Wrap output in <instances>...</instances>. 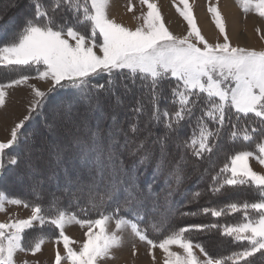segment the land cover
Segmentation results:
<instances>
[{"label": "snow or ice", "instance_id": "1", "mask_svg": "<svg viewBox=\"0 0 264 264\" xmlns=\"http://www.w3.org/2000/svg\"><path fill=\"white\" fill-rule=\"evenodd\" d=\"M139 4L134 27L110 15V0H7L0 9L18 10L0 23V66L30 70L0 82V108L9 89H30L0 142V181L21 189H0V212L10 205L30 215L0 222V264L39 252L49 227L53 264H98L125 229L153 261L159 248L163 264H264V174L249 163L264 166V49L233 46L218 6L208 12L223 42L210 43L189 0L174 3L183 35L155 0ZM239 6L264 18V0ZM241 186L256 199L199 203ZM207 216L215 219L182 223ZM71 225L85 229L82 242L66 234ZM214 232L235 249L213 254L193 235Z\"/></svg>", "mask_w": 264, "mask_h": 264}, {"label": "rangeland", "instance_id": "2", "mask_svg": "<svg viewBox=\"0 0 264 264\" xmlns=\"http://www.w3.org/2000/svg\"><path fill=\"white\" fill-rule=\"evenodd\" d=\"M155 2L160 7L161 13L164 16L170 31H172L173 34L175 35L185 34L186 23L183 21L182 17H180L179 14L176 12V8L174 6V3H178V0H155ZM128 3L129 0H110L109 11H110V15H112L117 20V22L123 23L125 26L134 27L139 22L136 20V16L139 15L141 11V5L139 4V0H131V3L134 5V11L128 12L127 11ZM189 3L193 6L194 15L196 16L198 27L201 29V32L205 36V38L209 42L213 40H215V42H223V38L220 37L218 33L214 38H212L213 34L216 33L217 29L215 28L211 14L208 12V8L211 6H218L221 12L220 5L223 2H220V0H189ZM6 4H7V0H0V9H3ZM17 11L18 10L15 8H9L6 12L0 13L3 15V20H0V23L7 21L9 17L14 16ZM221 14L226 22L227 33H229L231 29L230 26L235 25L238 26V30L240 28L242 29L241 36L244 37V40L247 39L251 40V36L249 35L251 33L255 37L253 27L249 28L247 25L246 26L243 25V22L248 20L247 18L245 20L242 19L241 20L242 23L237 22L238 25H236V23L232 22L230 19H227L226 15H224L222 12ZM229 17L233 18L235 16H229ZM238 18L241 17L238 16ZM204 19L206 21V25L201 23V21L203 22ZM242 25L243 27H241ZM263 38L264 36H261V39ZM0 69L7 70L6 73L7 80L5 82H7L10 79L17 78L20 72H24L25 74H29L30 72L29 69L22 68L21 66H8V67L0 66ZM31 74L34 75V71L31 72ZM0 76H1V72H0ZM30 81L31 83H35L38 87H41L42 89L47 86L43 82H38L35 80H30ZM8 91H9V96L7 97V100L9 101L16 99L17 95L21 93L13 90L11 94V90ZM23 92L26 97L25 90H23ZM21 113L22 111L20 112V114ZM7 114L8 111H6L5 113H0V119L2 118V120H4V118L7 117ZM19 115L14 116V118L18 117ZM249 163L250 166L253 168V170L264 174V166H261L255 159H250ZM5 182L7 183L6 186L9 188L6 189L5 187H0V189H4L6 192L10 194L11 191L18 193L17 195L20 194L21 189L19 188V186L13 184L10 179H6ZM28 215H30L29 209H24L23 207H18V206L5 205V211L0 212V222H7V220L10 217L26 218ZM232 218H234V215H232ZM198 219H200V217L194 220L193 219L185 220L183 221V223H198L199 222L197 221ZM114 229H115V224L113 222H110L108 224V230L112 231ZM65 231L66 234L69 235L75 241L82 242L84 239L83 233L85 229L80 228L78 225L68 226L65 229ZM55 233L56 230L51 227L49 234L48 233L43 234L45 237L48 238L45 239L44 244L41 246V250L36 254L33 255L30 252H18L15 257L16 264H53L55 258L56 246L54 245L53 239L51 237H53ZM117 234L122 237L121 245L119 247L113 248L111 250L110 256L105 257L103 260L99 261L98 264H108V263L109 264H163L164 254L159 248L153 250L155 256V261H153V257L148 255L146 244L140 242L137 238L133 237L131 235L130 230L125 229L121 232H118ZM39 238L40 237H35L32 241L29 242V244L34 245V243ZM73 247L75 248L77 247V245L74 244ZM59 248L62 253L63 252L62 244L59 245ZM172 250L177 252L181 251L175 246L172 247Z\"/></svg>", "mask_w": 264, "mask_h": 264}, {"label": "crops", "instance_id": "3", "mask_svg": "<svg viewBox=\"0 0 264 264\" xmlns=\"http://www.w3.org/2000/svg\"><path fill=\"white\" fill-rule=\"evenodd\" d=\"M220 2H223L220 5L221 12L226 15L227 19H230L232 22L238 25L237 22L240 23L242 19L245 20L247 18L248 20L243 22V25H247L249 28L253 27V31L255 33V37L252 35V33L249 34L251 36V40H244V37L241 36L242 29L240 28L238 30V26L235 25L230 26L231 29L227 34L229 36L230 41L233 43V46L239 45L242 47L254 48L256 50L264 49V38L261 39V36H264V18L258 17L257 15H255L254 12L244 13L241 7L239 6V1L237 0H220ZM229 16L235 17L232 18ZM238 16H240L241 18H238ZM201 23L206 25L205 19L203 20V22L201 21ZM243 25L241 27H243ZM257 29H260V34L257 33ZM217 33L218 30L216 31V33L213 34L212 38H214ZM210 42L213 43L215 42V40ZM29 83H31V81ZM22 89L25 90L26 97ZM9 90H11V94L13 90L21 93L17 95L16 99L14 100L9 101L6 98V107L0 108V113H5L6 111H8L7 117L4 116V120H2V118L0 119V142L6 141L9 138L8 129L11 127L12 121L16 118L22 117L25 111L26 103L30 97V90L27 85L17 86ZM21 111L22 113L20 114ZM17 115L19 116L14 118V116Z\"/></svg>", "mask_w": 264, "mask_h": 264}, {"label": "trees", "instance_id": "4", "mask_svg": "<svg viewBox=\"0 0 264 264\" xmlns=\"http://www.w3.org/2000/svg\"><path fill=\"white\" fill-rule=\"evenodd\" d=\"M2 35V34H0ZM1 72V76H0V82H5L7 80L6 78V73L7 70L6 69H0ZM254 144L255 142H253L252 144H249L247 147L255 150L254 148ZM6 180V179H5ZM4 181H0V187H5L6 189H8L9 187H7V183ZM189 185L192 184V181L188 182ZM201 188H205L206 184H202L200 185ZM17 195L18 193H15L13 191H11V195ZM175 199H180L179 196H176ZM209 199H211V204L212 205H216V204H223L225 202L228 201H232V200H239V201H243V200H255L256 196L253 194L252 189L245 187V186H241L238 189H233V190H229L227 196H221L219 198L217 197H204L203 199L200 200V205H205L206 203H208ZM196 207V205H193L192 208L194 209ZM234 218H232V216H225L222 218H219V222L220 223H225V222H235L236 220H238L241 216L240 213H235L233 214ZM215 218H212L211 216H207V217H200V219H198L197 221H199L198 223H209L212 222ZM183 223V222H182ZM51 227L46 228L43 232V234L50 232ZM215 233V232H214ZM213 233V234H214ZM212 233H194V238L201 240V241H206L208 242V246H209V250L213 253V254H223L226 255L228 254L231 250L235 249V245L228 242L227 238H222L219 236L218 233H215L213 236ZM257 259H259V255L257 254Z\"/></svg>", "mask_w": 264, "mask_h": 264}]
</instances>
